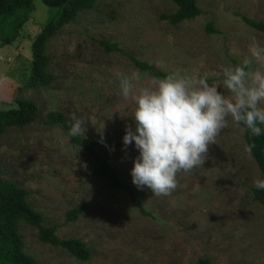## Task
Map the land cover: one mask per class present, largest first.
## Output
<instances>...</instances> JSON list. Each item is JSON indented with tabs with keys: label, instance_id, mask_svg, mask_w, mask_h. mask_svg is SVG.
<instances>
[{
	"label": "rangeland",
	"instance_id": "obj_1",
	"mask_svg": "<svg viewBox=\"0 0 264 264\" xmlns=\"http://www.w3.org/2000/svg\"><path fill=\"white\" fill-rule=\"evenodd\" d=\"M65 1L33 0L34 10L14 45L0 49V110L19 98L38 107L35 122L0 136V162L3 178L30 192L28 204L43 215L44 224L56 225L61 240H80L91 258L78 262L40 243L34 228L19 224L23 252L36 264H197L207 259L210 264H264V211L250 192L262 177L245 150L244 130L229 120L202 166L178 173L169 195L154 196L131 181L138 153L122 145V136L126 125L134 128V105L120 96L117 77L138 76L137 90L155 85L158 78L136 70L129 54L165 74L208 73L209 83L228 95L222 68L248 56L253 41L264 45V35L241 19L264 23V0H196L202 14L178 26L160 19L176 10L166 0H99L47 43L54 82L19 91L30 72L33 41L57 19ZM208 22L217 34L205 32ZM100 41L118 45L123 53H105ZM49 112L61 113L68 125L73 115L83 120L86 141L115 138L95 151L134 190L151 218L132 207L126 191H114L91 175L95 161L70 145L60 126L44 125ZM78 205H84L82 215L65 223V214Z\"/></svg>",
	"mask_w": 264,
	"mask_h": 264
},
{
	"label": "clouds",
	"instance_id": "obj_2",
	"mask_svg": "<svg viewBox=\"0 0 264 264\" xmlns=\"http://www.w3.org/2000/svg\"><path fill=\"white\" fill-rule=\"evenodd\" d=\"M221 74L228 95L209 83L208 73L195 70L170 72L138 90V76L117 73L120 96L134 105V128L126 125L122 136V145H132L138 153L130 169L133 185L151 189L154 196L169 195L178 173L202 166L229 120L250 137L264 135V45L253 41L249 55L228 63ZM85 132L84 121L73 115L67 135L82 138ZM253 147L245 150L251 153ZM254 186L264 190V179Z\"/></svg>",
	"mask_w": 264,
	"mask_h": 264
},
{
	"label": "trees",
	"instance_id": "obj_3",
	"mask_svg": "<svg viewBox=\"0 0 264 264\" xmlns=\"http://www.w3.org/2000/svg\"><path fill=\"white\" fill-rule=\"evenodd\" d=\"M99 0H66L60 10L57 19L44 26L31 47L32 59L28 77L18 90H37L47 88L54 82V77L48 72L50 62L46 54V45L66 25L74 22L80 14L92 11ZM176 7L172 14L162 15L160 19L167 21L171 26H178L184 22H190L199 17L202 12L197 6L196 0H166ZM34 10L33 0H0V49L3 46L12 45L20 35L23 25L28 21ZM242 21L251 29L264 35V23H257L244 16ZM207 34H217L213 24L208 22L205 27ZM100 46L105 53H123L118 45L106 41H100ZM14 45V44H13ZM12 45V46H13ZM132 66L139 72H151L153 77L163 78L165 73L156 70L150 64L136 59L132 55L125 54ZM38 107L35 102L23 98L15 99L13 106L6 110H0V136L9 129L22 130L37 120ZM46 126H60L67 135L69 125L61 113L49 112L44 121ZM242 129L243 127L240 126ZM70 145L77 148L81 154L95 161L96 167L91 175L105 183L112 190H124L132 201V207L146 217H152L147 212L134 192V190L114 171L110 163L101 154L95 151V147L103 146L115 138L86 141L83 138L69 137ZM245 147L254 144L250 157L254 160L258 171L264 179V135L250 137L244 130ZM3 167L0 162V264H36L32 257L23 252L24 243L19 230V224L34 228L38 234V241L49 244L65 251L78 262H87L91 258L89 248L78 239L61 240L56 236V225H45L44 217L35 211L27 201L30 192L19 186L16 182L6 180L2 176ZM252 201L260 204L264 211V190L250 189ZM84 205H78L65 214V223L75 222L82 215ZM197 264H210V261L199 260Z\"/></svg>",
	"mask_w": 264,
	"mask_h": 264
}]
</instances>
